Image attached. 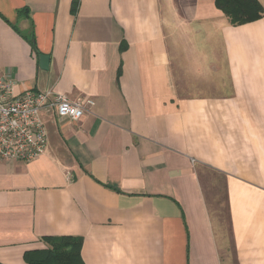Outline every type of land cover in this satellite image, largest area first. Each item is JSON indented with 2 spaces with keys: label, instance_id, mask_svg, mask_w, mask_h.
Returning a JSON list of instances; mask_svg holds the SVG:
<instances>
[{
  "label": "crops",
  "instance_id": "crops-1",
  "mask_svg": "<svg viewBox=\"0 0 264 264\" xmlns=\"http://www.w3.org/2000/svg\"><path fill=\"white\" fill-rule=\"evenodd\" d=\"M200 70L214 85L183 95ZM0 73L17 94L96 102L78 121L41 111L44 154L0 158V264H26L48 236L82 237L85 264H264V16L235 26L215 0H0ZM204 172L226 182V229Z\"/></svg>",
  "mask_w": 264,
  "mask_h": 264
},
{
  "label": "built area",
  "instance_id": "built-area-1",
  "mask_svg": "<svg viewBox=\"0 0 264 264\" xmlns=\"http://www.w3.org/2000/svg\"><path fill=\"white\" fill-rule=\"evenodd\" d=\"M95 103L91 98L76 100L53 89L17 94L14 83L0 73V158L29 162L44 154L48 134L41 111L78 121Z\"/></svg>",
  "mask_w": 264,
  "mask_h": 264
},
{
  "label": "trees",
  "instance_id": "trees-1",
  "mask_svg": "<svg viewBox=\"0 0 264 264\" xmlns=\"http://www.w3.org/2000/svg\"><path fill=\"white\" fill-rule=\"evenodd\" d=\"M73 5L72 11L76 14L77 2ZM215 5L225 14L230 24L235 26L264 16V6L260 0H215ZM30 42L37 51L34 37L30 38ZM43 239L48 247L26 252V264H85L81 255L82 237L48 236Z\"/></svg>",
  "mask_w": 264,
  "mask_h": 264
},
{
  "label": "rangeland",
  "instance_id": "rangeland-1",
  "mask_svg": "<svg viewBox=\"0 0 264 264\" xmlns=\"http://www.w3.org/2000/svg\"><path fill=\"white\" fill-rule=\"evenodd\" d=\"M200 36V35H198ZM193 36V40L198 37ZM212 33H210V38ZM190 40V41H193ZM212 43H205V45H221L220 40L218 41V36H214L211 41ZM199 41L197 40V44ZM207 49V48H206ZM217 57L220 58V52L217 54ZM221 60L215 61V66H219ZM203 69V68H202ZM206 69V66H205ZM205 69L203 73H205ZM193 73H196L195 71ZM200 70V73L197 74L196 78L184 79V83L180 85L182 94L185 96H191L193 94L201 95L202 92H206L210 89V86L214 85L211 81L207 80L205 76ZM219 77V76H218ZM221 80V79H218ZM224 80V79H223ZM226 84V80L224 81ZM217 83V82H216ZM224 84V83H223ZM217 85V84H216ZM227 85V84H226ZM202 180L204 181V188L206 195L208 197V201L210 203L211 209L214 211V214L218 217L217 222H222L224 219L225 229L227 227V201H228V191L226 188V182L221 175H217L214 173L204 172L202 174ZM221 219V220H220Z\"/></svg>",
  "mask_w": 264,
  "mask_h": 264
},
{
  "label": "water",
  "instance_id": "water-1",
  "mask_svg": "<svg viewBox=\"0 0 264 264\" xmlns=\"http://www.w3.org/2000/svg\"><path fill=\"white\" fill-rule=\"evenodd\" d=\"M49 55L47 54H41L39 56V61H40V67L43 69H47L49 66Z\"/></svg>",
  "mask_w": 264,
  "mask_h": 264
}]
</instances>
